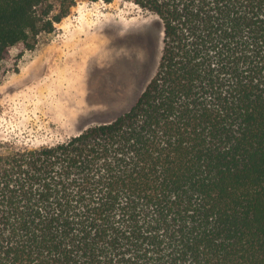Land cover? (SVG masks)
Masks as SVG:
<instances>
[{
  "label": "trees",
  "instance_id": "trees-1",
  "mask_svg": "<svg viewBox=\"0 0 264 264\" xmlns=\"http://www.w3.org/2000/svg\"><path fill=\"white\" fill-rule=\"evenodd\" d=\"M78 1L0 0V64ZM127 1L162 23L155 74L114 119L0 154V264H264V0Z\"/></svg>",
  "mask_w": 264,
  "mask_h": 264
},
{
  "label": "rangeland",
  "instance_id": "rangeland-1",
  "mask_svg": "<svg viewBox=\"0 0 264 264\" xmlns=\"http://www.w3.org/2000/svg\"><path fill=\"white\" fill-rule=\"evenodd\" d=\"M92 14L93 20L122 17L131 29L117 18L106 36L89 25ZM31 43L32 50L26 44L13 47L0 64V154L56 145L129 110L155 74L163 26L131 1L79 0L54 32ZM38 63L45 67L43 76L31 72Z\"/></svg>",
  "mask_w": 264,
  "mask_h": 264
},
{
  "label": "bare ground",
  "instance_id": "bare-ground-1",
  "mask_svg": "<svg viewBox=\"0 0 264 264\" xmlns=\"http://www.w3.org/2000/svg\"><path fill=\"white\" fill-rule=\"evenodd\" d=\"M93 16V14L92 15H90V16H88V21H89V25L90 26H94L95 28H99V27H101L102 29H103V31L106 33V36H108L107 35V28L110 26V25H112L113 24V22L117 19V18H121L120 20V24H122V22H125V21H127V20H125L124 18H122V17H114V16H112V15H110L109 17H107V18H105V19H102V17L103 16H96V19L95 20H93L94 19V17H92ZM112 16V17H111ZM85 17V16H84ZM101 19V20H100ZM82 20V19H81ZM85 20H86V18H85ZM84 21V20H83ZM87 24V23H86ZM88 25V26H89ZM78 26H80V25H78ZM87 26V25H86ZM125 26H126V28L128 29V30H130L131 29V22H125ZM74 28H76V27H74ZM73 28V29H74ZM80 29V28H79ZM92 29V28H91ZM87 32V31H86ZM90 32V31H89ZM88 32V33H89ZM92 32V31H91ZM95 32V31H94ZM73 34V33H72ZM80 34V33H79ZM79 34L77 35V36H79ZM85 36V35H84ZM60 56V55H59ZM110 56V55H109ZM76 57V56H75ZM64 58V57H63ZM108 59V58H107ZM109 59H111V57L109 58ZM105 60V59H104ZM111 60H113V58L111 59ZM111 60H108V61H111ZM60 61H61V59H60ZM108 61H107V63H108ZM41 62V61H40ZM44 62V61H43ZM106 62V61H105ZM51 63V62H50ZM111 62H109V64H110ZM47 64V63H46ZM54 64V63H53ZM112 64V63H111ZM52 67L54 66V65H52V63L50 64ZM91 66V65H90ZM36 68L34 69V71H31V72H33L36 76H38V75H40V76H43V75H41V73L43 72L42 70L43 69H45V67H44V65L43 64H40L39 65V63H38V65L37 66H35ZM34 68V67H33ZM48 69V68H47ZM50 69H51V67H50ZM89 69V68H88ZM49 70V69H48ZM83 70V69H82ZM86 70H87V68H86ZM83 71H85V70H83ZM89 71V70H88ZM91 72V71H90ZM90 72H89V74H90ZM94 72V71H93ZM29 73V72H28ZM44 73V72H43ZM49 73V72H48ZM86 73H88V72H86ZM30 74H32V73H30ZM29 74V76H31ZM50 74H51V72H50ZM26 75V74H25ZM25 75H23V76H25ZM44 75H45V73H44ZM87 75V74H86ZM95 75V74H94ZM22 75H21V77H23ZM27 76V75H26ZM81 76V75H80ZM91 76H93V75H91ZM88 77V76H87ZM87 77H83V78H87ZM24 78V77H23ZM35 78V77H34ZM40 78V77H39ZM51 78H52V76H51ZM92 78H94V76L92 77ZM96 79V78H95ZM20 80H22L21 78H20ZM51 81V80H50ZM53 81V80H52ZM87 81V80H86ZM94 80H92V82H93ZM89 82V81H88ZM96 82V81H95ZM94 82V83H95ZM41 85V84H40ZM46 87V86H45ZM83 87V86H82ZM39 88H41L42 90H43V87L41 86V87H39ZM69 88V87H68ZM77 88V87H76ZM63 91V90H62ZM79 90H77V92H78ZM40 92H41V90H40ZM69 92V91H68ZM68 92H67V94H68ZM79 92H81V90L79 91ZM69 93H71V92H69ZM76 93V92H75ZM82 93V92H81ZM70 95V94H69ZM77 95V94H76ZM63 96V95H62ZM65 96V95H64ZM81 96V95H80ZM66 97V96H65ZM89 97V96H88ZM78 100V99H77ZM68 102H70V101H68Z\"/></svg>",
  "mask_w": 264,
  "mask_h": 264
}]
</instances>
